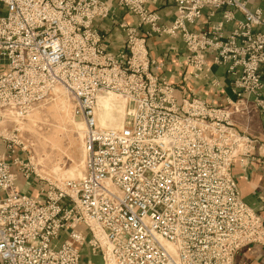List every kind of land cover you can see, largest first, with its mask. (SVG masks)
Masks as SVG:
<instances>
[{
	"label": "built area",
	"instance_id": "1",
	"mask_svg": "<svg viewBox=\"0 0 264 264\" xmlns=\"http://www.w3.org/2000/svg\"><path fill=\"white\" fill-rule=\"evenodd\" d=\"M153 1L0 0V264H81L84 247L102 264H234L242 249L264 245V219L233 175L261 148L232 118L251 114L249 96L263 107L264 11L248 6L255 0H171L175 19L162 31L179 34L187 62L200 70L209 50L234 76L236 100L214 107L178 102L185 88L148 73L144 39L123 23L125 48L104 49L101 23L124 11L152 24ZM204 9L224 10L222 21L191 29ZM229 9L243 19L220 41ZM57 86L84 124V174L24 195L16 173L27 178L32 163L22 123ZM102 90L131 103L126 126H98Z\"/></svg>",
	"mask_w": 264,
	"mask_h": 264
},
{
	"label": "crops",
	"instance_id": "2",
	"mask_svg": "<svg viewBox=\"0 0 264 264\" xmlns=\"http://www.w3.org/2000/svg\"><path fill=\"white\" fill-rule=\"evenodd\" d=\"M264 11V1H257L255 4ZM155 17L153 25H137L138 19L125 13L117 11L118 20L136 27V35L144 37L147 54L150 60L155 64L151 65V73L160 74L171 82H178V85L190 89L191 93L217 105H222L225 100H233L231 93V82L233 76L227 72L226 65H218L213 62V55H205V67L193 71L187 67V73H184L186 50L183 42L177 35H169L162 31L168 28L175 18V8L171 0H155L149 6ZM233 20L225 24L223 37L235 27V22L243 19L242 14L234 9H229ZM224 10L210 13L204 9L194 27L195 30H210L222 20ZM105 37L103 47L110 52L117 51L124 47L125 36L116 24L111 25L108 21L102 25ZM180 87V86H179ZM182 89L178 88L176 95ZM264 101V88L262 90ZM252 135L261 145L258 156L252 158L246 167L241 168L239 164L233 165V175L239 189L243 202L255 210L257 214L264 219V107L262 111H255L250 117L248 123ZM79 229H83L79 227ZM82 264H102L99 255H91L86 249H82ZM234 264H264V245H250L242 249L235 257Z\"/></svg>",
	"mask_w": 264,
	"mask_h": 264
},
{
	"label": "rangeland",
	"instance_id": "3",
	"mask_svg": "<svg viewBox=\"0 0 264 264\" xmlns=\"http://www.w3.org/2000/svg\"><path fill=\"white\" fill-rule=\"evenodd\" d=\"M257 1H264V0H255L252 1L250 4H255L257 3ZM254 7L257 6L256 5L252 6V8ZM116 15L114 13L115 20L108 18L104 23L108 21L111 25L116 24V26L119 28H120L119 24L123 23L126 26V28L133 29L136 32L135 26H131V24H126L124 22L119 21ZM133 17L137 18L136 16ZM104 23L101 24L103 25ZM153 23L150 25H153ZM236 23L237 22H235V24ZM137 25H143V24L141 21L138 20ZM101 26L99 25V30H101V35L104 37V32H102L103 28ZM164 29L166 28H163L162 30ZM223 29L224 27L222 28L221 31L222 39H220V41H223V39H225V37H223ZM201 31H205V30H201ZM209 31H211V28L207 32ZM174 35H177L180 38L179 34H174ZM142 38L144 39V37ZM181 41L183 42L186 50V55H185L186 68H184V71L182 72L188 74L187 67H190L191 69L194 68L190 63L187 62L188 51L184 41L182 39ZM104 42H105V37H104ZM144 45H145V41H144ZM125 46L126 43H124V47H122L121 49L125 48ZM104 49L108 53H115L121 50L119 49L117 51L110 52L106 48ZM207 53L212 54L214 57V52L208 50L204 54V60H203L204 64L206 58L205 55ZM152 63L155 64L154 61H152ZM204 64L203 67H205ZM216 64L224 65V66L226 65L228 72V64H219V63ZM127 66L128 65L126 64L124 65V67ZM193 71H197V70L194 69ZM148 73L150 75L159 76L163 78L171 85H173L174 89L176 85L177 87L179 86L182 87V85H178V82L174 83L169 81L160 74L151 73L150 68L148 70ZM233 80H234V76H233ZM183 88H185V90L180 91L177 95L175 94L177 96L178 102H180L183 98H188V99L200 98L196 94L191 93L190 89H188L184 83H183ZM230 88L232 90L231 86ZM263 88H264V77L262 78V88L260 90V100L262 101V105L264 107V101L262 98ZM177 91L178 89L176 90V93ZM235 98L236 96L234 95L233 100H225V103L222 105H217L202 98L200 99H202L203 101L214 107H224L227 105V102H234L236 100ZM105 100H107L109 104L107 109H104L101 105L102 104L101 101H105ZM248 100L251 108V114L247 117L245 116L242 117V115L240 114L233 115L232 117L234 121L233 124L235 127L246 128V131L256 141L255 147L261 148V145L258 144L257 139L252 135V131H250L248 127V123L250 121V117L252 113H254L256 110L258 112L262 111L263 107L261 109H259V107L257 108L255 107L254 105V102H256L255 96H249ZM73 106H74V102L71 95H69L63 88L57 86L50 96L45 98V100H43L41 103L33 106V109H31L25 116V119L22 123L21 132L23 133V142L25 143L26 146L27 156L26 154H21L20 157L24 158V156H26L27 158H31L32 165L31 167L28 168L29 176L27 178H24L23 176H19L18 175L19 173H16L17 181L15 182V185L18 187V190L22 194L36 197L39 195L38 190H40L41 188H45L46 184L61 186L63 183L67 181H76L77 179H80L83 176L85 169L84 167L85 129L82 121L73 115ZM131 110H132L131 103L128 102V100L125 99L123 95H121L118 92H114L110 90H102L96 95L94 116L98 126L102 129H119L122 126H126L127 122L129 121L128 113ZM80 227L83 228L82 226ZM61 238L64 237L62 236ZM83 249L87 250V248L85 247ZM82 263L83 260L81 255V264Z\"/></svg>",
	"mask_w": 264,
	"mask_h": 264
},
{
	"label": "bare ground",
	"instance_id": "4",
	"mask_svg": "<svg viewBox=\"0 0 264 264\" xmlns=\"http://www.w3.org/2000/svg\"><path fill=\"white\" fill-rule=\"evenodd\" d=\"M101 102H102V104H101L102 107H103L104 109H107V108H108V105H109V104H108V101L105 100V101H101ZM101 102H100V103H101ZM40 103H41V102H40ZM38 104H39V103H38ZM36 109H37V108H36Z\"/></svg>",
	"mask_w": 264,
	"mask_h": 264
}]
</instances>
